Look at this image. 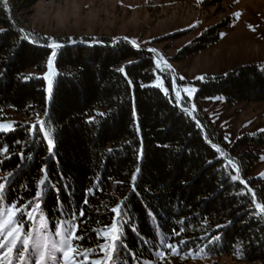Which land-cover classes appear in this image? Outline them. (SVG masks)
Listing matches in <instances>:
<instances>
[{
	"label": "trees",
	"instance_id": "1",
	"mask_svg": "<svg viewBox=\"0 0 264 264\" xmlns=\"http://www.w3.org/2000/svg\"><path fill=\"white\" fill-rule=\"evenodd\" d=\"M38 1L7 0L5 6L0 0V28L6 30L0 34V122L16 126L14 132L0 134V177L20 166L17 194L27 200L34 196L44 175L40 169L46 164L51 182L60 186V199L69 202L63 187L69 185L71 203L85 210L87 229L101 235L115 215L110 208L128 197L123 229L128 250L118 257L121 264H157L163 255L181 261L228 256L234 261L264 264V214L255 211V203L264 204V185H256L257 179L249 177L264 146V131L242 134L229 143L200 107H195L193 115L183 111L189 100L181 92L179 105L169 70L161 63L157 68L149 52L133 48L127 41L118 39L114 45L111 38L102 36L95 39L102 45L84 44L93 40L90 38L67 45L70 39L65 36L49 37L30 29L19 32L23 29L21 15ZM222 26H209L184 45L175 59L217 43ZM24 34L29 40L23 39ZM33 39L36 43L30 42ZM53 41L63 47L53 58L50 93L43 73L53 51L47 45ZM121 67L127 76L119 71ZM25 76L30 78L25 80ZM175 81L180 89L183 81L177 75ZM193 83L195 101L223 96L228 105L264 102V63L241 65ZM193 116L203 125L206 139ZM38 121H47L45 130L54 129L52 156L40 137L30 135L31 125L39 126ZM207 141L218 145L226 156L220 157ZM5 145L7 154L2 151ZM228 160L237 164L241 180L255 193V203L246 186L230 178L236 172L230 165L225 167ZM137 167L141 171L133 193L131 176ZM25 188L31 190V196L25 194ZM89 189L93 194H88ZM85 198L88 205L83 203ZM55 206V193L50 192L47 208ZM181 228L184 231L171 238L172 230L180 232ZM206 233L220 239L208 244L201 239ZM182 239L189 243L178 252L166 247H176ZM103 243L91 231L90 241L74 247L83 250ZM238 243L243 252L236 250Z\"/></svg>",
	"mask_w": 264,
	"mask_h": 264
},
{
	"label": "rangeland",
	"instance_id": "2",
	"mask_svg": "<svg viewBox=\"0 0 264 264\" xmlns=\"http://www.w3.org/2000/svg\"><path fill=\"white\" fill-rule=\"evenodd\" d=\"M205 2L206 0H39L28 13L21 16L24 30L30 29L49 37H68L70 41L67 45L83 43L84 38L93 39L88 43L84 42L90 45L102 36L109 37L112 41L128 37L127 42L131 44V40H136L140 45L139 49H156V53L147 52L156 61L161 55L167 61V64L162 61L161 65L171 74L172 92L179 105L182 92L190 103L185 109L193 115V105L200 107L201 113L207 116L212 126L228 137L227 141L231 143L242 134L264 130V102H236L228 105L223 96L195 101L197 87L193 82L202 80L199 77L225 74L241 65L264 63V0H222L215 5ZM238 11L241 15L236 19L234 14ZM218 24L223 26L219 30L220 39L217 43L198 54L175 59L184 45L202 35L209 26ZM221 33L225 35L221 36ZM176 34L179 35L178 38H172ZM167 65H171V68ZM175 75L183 81L180 89ZM43 77L48 88L49 78L52 80L53 75L49 76L47 70ZM185 88H195L196 91L189 95L184 91ZM177 92L180 93L179 98L176 96ZM202 132L206 139L205 131ZM259 156L249 177L257 179L256 185H264V176H261L264 173V146L260 147ZM77 251L82 252L79 249ZM96 254H90L88 260L83 261L82 253L78 259L83 264L103 259V252ZM160 260L161 263L157 264H249L234 261L228 256L193 257L181 261L171 255H163Z\"/></svg>",
	"mask_w": 264,
	"mask_h": 264
},
{
	"label": "snow or ice",
	"instance_id": "3",
	"mask_svg": "<svg viewBox=\"0 0 264 264\" xmlns=\"http://www.w3.org/2000/svg\"><path fill=\"white\" fill-rule=\"evenodd\" d=\"M4 3L5 6H7V0H4ZM240 15L241 13L239 11L234 14L236 19H239ZM249 27L252 28L251 25H249ZM252 30L255 29L252 28ZM5 31V29L0 28V34L5 33ZM19 32L24 33V29H19ZM223 35L225 34L221 33V36ZM23 39L29 40L28 34H24ZM118 39L119 38L113 40L114 45L118 43ZM123 39L124 41L129 40L128 37H124ZM30 42L36 43L34 39L30 40ZM131 44L137 49L140 47L136 40H131ZM47 47L53 50L47 61L49 76H51L55 75L53 70V58L57 56L56 50L61 49L63 45L53 41L50 45H47ZM147 51L152 53L157 52L156 49H148ZM162 61L167 64V61L161 55L156 61L157 68L160 67ZM129 63L133 62L130 61ZM167 67L171 68V65H167ZM119 71L127 76L123 67H121ZM23 78L27 80L30 76H25ZM181 79H183V77H181ZM199 79H203V77H199ZM127 83L129 86H132L133 82L131 79H127ZM141 87H145V85L142 84ZM48 90L51 93L52 80L50 78ZM184 91L191 95L196 89L185 88ZM164 93L165 95L168 94L167 88L164 89ZM176 96L179 98L180 93L177 92ZM217 99L222 98L217 97ZM183 111L191 115L188 109H184ZM193 111H195V105H193ZM98 115L103 116L104 113H99ZM44 116H49L47 110L44 111ZM192 118L195 119L194 116ZM89 122L91 123L92 121L90 120ZM46 123L47 121H38L39 126H37V124L31 125L30 135L33 137H40L41 142L47 145L48 154L52 156L55 154L54 129L48 128L45 130ZM196 123L197 126L203 130V125H201L198 120ZM15 130L16 126H14V124H0V134H7ZM137 131H139L138 128ZM225 139L227 140L228 137H225ZM208 142L211 147L219 153L220 157L226 156V153L218 145L211 143V141ZM17 143H19V141H17ZM32 143L35 144L36 140L33 139ZM2 151L7 154L9 152V147L7 145L3 146ZM108 151L112 152L113 149H108ZM20 157L23 160L25 154L21 152ZM28 159H31V157ZM208 163L211 164L212 161H208ZM229 165L236 172V174L231 175L230 178L245 184L247 192L252 194L253 202L255 203V193L252 192L250 187H247L246 181L241 180L239 174L240 170L237 164L232 160H228L225 167ZM19 167L20 166H18L15 172L9 171L5 176L0 177V264H83V262L78 259L82 253L83 261H87L90 254H96L98 252L104 253L103 259L93 260L90 264H121L118 257L122 250H128V245L124 242L125 233L123 230L124 227L127 226V221L124 217L127 214L126 205L128 197H125L124 200L117 203L115 207L110 208V210L106 209L115 215L113 216L110 229L105 226L106 230L103 232V235H101V232L98 230L87 229L85 210L83 207H78L71 203L69 185H63L66 194L69 196V202L66 204L60 199V186L51 182L46 164L40 169L44 175L36 184L34 196H31V190L28 188H25V194L31 196L30 199L25 200L23 196L18 195L17 193L20 191L21 187L16 184ZM140 171L141 169L137 167L135 173L131 176V190L133 193H135L137 189L138 174ZM59 175L63 178V173ZM261 176H264V173H261ZM50 192L55 193L56 206L49 209L47 208V198ZM88 194H93L91 189L88 190ZM83 203L84 205H88V199L85 198ZM255 211H257L258 214H264V204L255 203ZM117 221H119V225ZM205 224H207L206 220ZM227 224H231V221H228ZM227 224L216 225V227H226ZM91 231H95L97 241L103 238L105 243L98 244L96 248L83 249L82 252L77 251L74 245L78 247L81 243L90 241ZM183 231V228L180 229V232H176L175 229H173L171 238L179 236ZM201 239H207L208 244H213L220 239V236L206 233L205 237H201ZM188 243L187 240L182 239L176 247H173L172 244H167L166 247L171 249L173 253H176L180 250V246H187ZM236 250L239 252L244 251L239 243L236 245ZM201 251H203V249H201Z\"/></svg>",
	"mask_w": 264,
	"mask_h": 264
},
{
	"label": "water",
	"instance_id": "4",
	"mask_svg": "<svg viewBox=\"0 0 264 264\" xmlns=\"http://www.w3.org/2000/svg\"><path fill=\"white\" fill-rule=\"evenodd\" d=\"M96 44H101V42H95ZM208 142V141H207ZM209 143V142H208Z\"/></svg>",
	"mask_w": 264,
	"mask_h": 264
}]
</instances>
